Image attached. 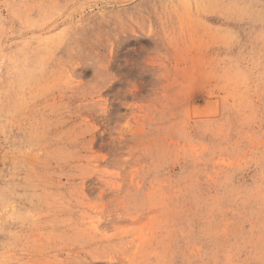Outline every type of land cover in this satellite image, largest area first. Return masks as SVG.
Returning <instances> with one entry per match:
<instances>
[{
    "label": "rangeland",
    "instance_id": "rangeland-1",
    "mask_svg": "<svg viewBox=\"0 0 264 264\" xmlns=\"http://www.w3.org/2000/svg\"><path fill=\"white\" fill-rule=\"evenodd\" d=\"M0 264H264V0H0Z\"/></svg>",
    "mask_w": 264,
    "mask_h": 264
}]
</instances>
